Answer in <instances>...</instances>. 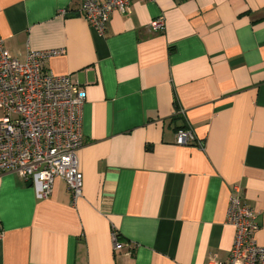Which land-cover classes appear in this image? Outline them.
I'll return each instance as SVG.
<instances>
[{
    "label": "crops",
    "instance_id": "crops-1",
    "mask_svg": "<svg viewBox=\"0 0 264 264\" xmlns=\"http://www.w3.org/2000/svg\"><path fill=\"white\" fill-rule=\"evenodd\" d=\"M81 3L0 0L9 54L63 49L46 67L84 93L82 197L1 175L0 264L226 262L234 187L264 247V0H134L103 36ZM182 128L203 147L176 145Z\"/></svg>",
    "mask_w": 264,
    "mask_h": 264
},
{
    "label": "built area",
    "instance_id": "built-area-1",
    "mask_svg": "<svg viewBox=\"0 0 264 264\" xmlns=\"http://www.w3.org/2000/svg\"><path fill=\"white\" fill-rule=\"evenodd\" d=\"M134 0H82L80 12L89 27L103 36L113 12L126 15ZM150 1V0H139ZM153 31L164 29L163 19L154 20ZM63 49L29 51L24 61L13 58L0 39V176L13 174L31 182L39 198L52 194L61 179L72 203L82 197L83 179L76 157L83 146L81 133L84 93L69 75L56 76L46 62L63 55ZM175 143H196L189 129L176 132ZM257 213L241 204V189H232L226 222L235 230L226 262L214 257L209 264H264V247L254 239ZM3 231L0 227V240ZM114 251L122 249L119 235L112 232Z\"/></svg>",
    "mask_w": 264,
    "mask_h": 264
},
{
    "label": "water",
    "instance_id": "water-1",
    "mask_svg": "<svg viewBox=\"0 0 264 264\" xmlns=\"http://www.w3.org/2000/svg\"><path fill=\"white\" fill-rule=\"evenodd\" d=\"M31 186H32L31 182H28L27 187H31Z\"/></svg>",
    "mask_w": 264,
    "mask_h": 264
},
{
    "label": "trees",
    "instance_id": "trees-1",
    "mask_svg": "<svg viewBox=\"0 0 264 264\" xmlns=\"http://www.w3.org/2000/svg\"><path fill=\"white\" fill-rule=\"evenodd\" d=\"M183 129V128H182Z\"/></svg>",
    "mask_w": 264,
    "mask_h": 264
}]
</instances>
